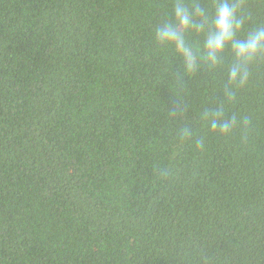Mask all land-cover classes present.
I'll return each mask as SVG.
<instances>
[{
    "label": "trees",
    "instance_id": "obj_1",
    "mask_svg": "<svg viewBox=\"0 0 264 264\" xmlns=\"http://www.w3.org/2000/svg\"><path fill=\"white\" fill-rule=\"evenodd\" d=\"M171 2L0 0V264H264V59L210 132L226 68L156 48Z\"/></svg>",
    "mask_w": 264,
    "mask_h": 264
},
{
    "label": "clouds",
    "instance_id": "obj_2",
    "mask_svg": "<svg viewBox=\"0 0 264 264\" xmlns=\"http://www.w3.org/2000/svg\"><path fill=\"white\" fill-rule=\"evenodd\" d=\"M250 18L245 0H172L170 12L153 29L156 48L170 51L183 75L226 68L222 101L199 113L210 132L224 137L237 129L245 132L251 123L227 110L238 91L250 84L253 67L264 59V24L248 25ZM185 112L186 106L178 101L169 116L180 119ZM178 136L192 139L197 149L204 145L191 125L179 129Z\"/></svg>",
    "mask_w": 264,
    "mask_h": 264
}]
</instances>
